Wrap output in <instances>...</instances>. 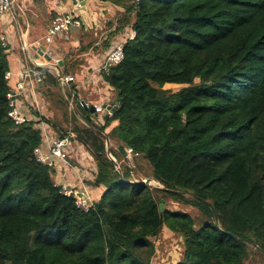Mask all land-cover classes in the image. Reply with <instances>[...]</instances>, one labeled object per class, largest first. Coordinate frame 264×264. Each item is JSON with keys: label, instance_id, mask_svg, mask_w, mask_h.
Instances as JSON below:
<instances>
[{"label": "trees", "instance_id": "trees-1", "mask_svg": "<svg viewBox=\"0 0 264 264\" xmlns=\"http://www.w3.org/2000/svg\"><path fill=\"white\" fill-rule=\"evenodd\" d=\"M99 1L123 8L120 40L135 37L102 72L117 106L98 125L66 111L52 75L39 90L60 125L35 111L16 125L0 38V264H151L164 229L180 239L173 264H264V0ZM84 50L64 56L63 75L79 70ZM40 123L91 155L104 192L87 212L37 162ZM118 145L160 187L133 183ZM166 199L179 207L164 201L159 212Z\"/></svg>", "mask_w": 264, "mask_h": 264}, {"label": "crops", "instance_id": "crops-1", "mask_svg": "<svg viewBox=\"0 0 264 264\" xmlns=\"http://www.w3.org/2000/svg\"><path fill=\"white\" fill-rule=\"evenodd\" d=\"M12 4V10L0 17V38L3 45L6 46L9 65L8 85L13 86L12 89L14 88L20 80L18 73L23 68L47 64L44 57L38 54L40 46H44L46 50L49 49L53 56L61 59V62L70 50L78 54L81 49H85L80 55L82 61L79 70L74 75H70L75 80L65 88L66 93L68 92L71 96L72 103H75V116L83 125L87 126L81 116L87 120H92L93 123L95 122L94 118L103 119L107 111L92 115L89 112H87L88 115L81 114L78 103L82 101L90 106L94 104L101 107L112 106L116 103V94L103 80L102 71L99 70L108 53L123 40V38L120 40L122 34L119 35L115 32V23L117 17L124 13L123 8L99 0H82L81 7L77 11L82 20L81 29L68 31L61 38L50 45H46L42 42V38L51 20L56 15L70 11L72 3L68 0H13ZM103 42L105 43L102 44ZM38 99V110L34 106L30 107V104H33L30 91L28 92L27 89L17 99L19 110L29 120L33 119L34 111L39 115L44 116L46 114L44 107L46 103L41 94L38 95ZM88 117L90 118L88 119ZM48 127V133L56 136V132L50 126ZM71 144L73 146L70 147L67 163L52 159L54 183L76 189L84 188L89 192L90 195L88 194V196L91 201L97 202L104 189L92 185L95 180V164L89 162V169H83L80 172L74 163H78V153L81 151L79 148L83 147L77 141H72ZM42 151L46 152L45 146L42 147Z\"/></svg>", "mask_w": 264, "mask_h": 264}, {"label": "built area", "instance_id": "built-area-1", "mask_svg": "<svg viewBox=\"0 0 264 264\" xmlns=\"http://www.w3.org/2000/svg\"><path fill=\"white\" fill-rule=\"evenodd\" d=\"M72 3V9L65 13L56 15L50 22L49 27L46 30V33L42 40L44 44L50 45L55 40L61 38L66 32L71 30H79L82 27V20L80 19L77 11L81 7L80 3L82 0H68ZM13 8V4L9 0H0V17L6 13L11 11ZM135 37V31L125 32L123 40L115 45V47L108 53L107 57L103 61L100 66V70L102 72H107L110 67L118 65L123 59V45L124 42L128 40H132ZM5 46V45H4ZM44 53L48 55L51 60L47 62L45 66L35 65L33 68H23L18 74L20 80L15 84L14 88L7 94V99L9 103V112L8 117L16 124L20 125L29 119L27 116L22 113L17 106V99L22 93L27 89L30 91V98L33 105L30 104V107H35L37 110L39 109V87L38 82H42L43 78L46 75H52L56 78L59 87L62 89L63 96L67 101L68 107L72 109L73 103L70 99H68L65 88L72 82H74L75 78L73 76L63 75L61 73V68H59L58 63L61 59L53 56L52 52L49 49H45ZM10 74H6V78L9 79ZM78 107H85L88 109L89 107H93L95 113H101L103 107L98 105H89L80 101L78 103ZM38 129L41 131L42 143L39 148L34 150V156L37 162L41 164H45L48 166H53L52 159H56L60 162L67 163L69 159V151L71 147V139L74 136L70 133H67L62 138H58L56 136L50 135L48 133L49 127L47 124L40 123L38 124ZM46 147V152L42 151V147ZM127 160L131 158V150L126 149ZM112 156V155H111ZM114 159V158H113ZM115 160V159H114ZM57 185V184H56ZM60 186V185H58ZM60 193L64 196H71L75 201V206L83 211L87 212L91 209L93 202L88 196L87 190L84 188L76 189L72 187L60 186Z\"/></svg>", "mask_w": 264, "mask_h": 264}, {"label": "rangeland", "instance_id": "rangeland-1", "mask_svg": "<svg viewBox=\"0 0 264 264\" xmlns=\"http://www.w3.org/2000/svg\"><path fill=\"white\" fill-rule=\"evenodd\" d=\"M129 20H130V22L132 21L131 16H130ZM42 42L44 43V41H42ZM180 88L181 87L177 86V85H166L165 86V89H170L173 92L177 91ZM65 91H66V89H65ZM59 93L61 94V96L64 100L63 103L67 104V101L65 100V98L62 94L63 92H62L61 88H60ZM66 97L68 99H70L69 94H67ZM52 100L45 98L46 105L44 106V104H43V106L46 109V114L44 115V117H48L50 119L49 123H51V125L53 124V121L56 124L60 125L58 121L51 118L52 117V111L51 110L56 109V105H55V103L52 102ZM54 111L58 114V116L60 115L59 111H56V110H54ZM66 111H69V112L75 114V103L73 102L72 109H70L68 107V104H67L66 105ZM94 121H95L94 124L98 125L102 121V119L101 118H94ZM60 123H64L62 119H60ZM61 125L63 127L64 124H61ZM64 129H65V127L62 129V131ZM71 145L73 146V144H71ZM111 145H114V144L111 143ZM79 149H81V151L78 153L79 154V156H78L79 161H78V163H74V165H76V167L79 168V171L82 172L83 169L84 170L89 169L88 168L89 162L94 163V161L86 149H84V148H79ZM115 161H116V159H115ZM119 166H120V164H119ZM127 167H129L131 169L130 178L133 180V182H143L145 185L150 186V187H160L157 182H155L154 180H152L150 178V167H149L148 163L143 158H141V157L130 158V160H127ZM52 175H54V171L52 172ZM87 193L89 194V192H87ZM164 201L166 202V206L169 209H174V208L179 207V206H177L179 204H177L176 202H174L172 200L166 199ZM163 208H164V204H163ZM179 240L180 239L177 238V236H173L170 231L164 229L162 231V233L159 235V237L153 240L157 252H156V255L154 257V260L151 261V264H172L174 261H176L179 258V255H178V253H179L178 249L180 247ZM248 264H250V263H248Z\"/></svg>", "mask_w": 264, "mask_h": 264}, {"label": "water", "instance_id": "water-1", "mask_svg": "<svg viewBox=\"0 0 264 264\" xmlns=\"http://www.w3.org/2000/svg\"><path fill=\"white\" fill-rule=\"evenodd\" d=\"M9 1H10L11 3L13 2V0H9ZM44 51H45L44 46H40V47H39L38 54L41 55V56H43L44 59H45L47 62H49V61L51 60V58H50L48 55H46V54L44 53ZM58 66H59V68L62 67V62H61V61L58 63ZM38 87H39V88L42 87V82H38ZM116 106H117V103H115V105H112V106H111V105H108V106H104V107H103V110H106V111H107V113L103 116V120H107V119L109 118V116H111L112 113L115 112V110H116ZM79 112H80L81 114H86V112H89V114H91V115H92V114H95V110H94L93 107H89L88 109H86L85 107L79 108ZM88 119H89V117H88ZM105 147H106V151H105V152H106L107 157L109 158V160H111V161L114 163V165H115V170L117 171V173L120 174L119 167H118L116 161L113 159V157H112L111 154L109 153L110 143H109V139H108V138H106V145H105ZM117 150L120 152V154H121L124 158L127 157V154H126V151H125V147H124L123 145H118ZM133 183H135V184H144L143 182H133ZM144 185H145V184H144ZM163 204H164V200H161V203L159 204V212H162V211H163Z\"/></svg>", "mask_w": 264, "mask_h": 264}]
</instances>
